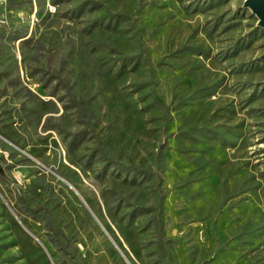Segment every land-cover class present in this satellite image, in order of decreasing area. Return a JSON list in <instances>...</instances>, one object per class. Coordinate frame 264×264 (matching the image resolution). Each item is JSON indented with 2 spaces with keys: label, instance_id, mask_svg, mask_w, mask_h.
<instances>
[{
  "label": "rangeland",
  "instance_id": "obj_1",
  "mask_svg": "<svg viewBox=\"0 0 264 264\" xmlns=\"http://www.w3.org/2000/svg\"><path fill=\"white\" fill-rule=\"evenodd\" d=\"M244 1L0 0V264H264Z\"/></svg>",
  "mask_w": 264,
  "mask_h": 264
},
{
  "label": "water",
  "instance_id": "obj_2",
  "mask_svg": "<svg viewBox=\"0 0 264 264\" xmlns=\"http://www.w3.org/2000/svg\"><path fill=\"white\" fill-rule=\"evenodd\" d=\"M243 7L257 18V27L264 29V0H245Z\"/></svg>",
  "mask_w": 264,
  "mask_h": 264
},
{
  "label": "built area",
  "instance_id": "obj_3",
  "mask_svg": "<svg viewBox=\"0 0 264 264\" xmlns=\"http://www.w3.org/2000/svg\"><path fill=\"white\" fill-rule=\"evenodd\" d=\"M48 9H49L50 12H53V11L55 10V9L53 8V6H51V5L48 6Z\"/></svg>",
  "mask_w": 264,
  "mask_h": 264
}]
</instances>
